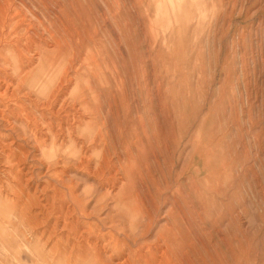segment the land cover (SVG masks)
I'll use <instances>...</instances> for the list:
<instances>
[{
	"label": "rangeland",
	"instance_id": "rangeland-1",
	"mask_svg": "<svg viewBox=\"0 0 264 264\" xmlns=\"http://www.w3.org/2000/svg\"><path fill=\"white\" fill-rule=\"evenodd\" d=\"M0 13V264H86L80 243L110 254L123 229L125 256L171 241L189 264H264V0ZM122 194L150 205V230L120 215Z\"/></svg>",
	"mask_w": 264,
	"mask_h": 264
},
{
	"label": "bare ground",
	"instance_id": "bare-ground-1",
	"mask_svg": "<svg viewBox=\"0 0 264 264\" xmlns=\"http://www.w3.org/2000/svg\"><path fill=\"white\" fill-rule=\"evenodd\" d=\"M3 12V11H2ZM4 13V12H3ZM1 14V13H0ZM5 18H4V16L3 15H0V32L2 33L3 31H4V27L6 26V24H5ZM1 38L3 37V35H1L0 36ZM4 38V37H3ZM2 43V42H1ZM6 50V49H5ZM4 51V50H3ZM22 82V81H21ZM40 91V90H39ZM11 112V111H10ZM27 114V113H26ZM26 116V115H25ZM27 118V117H26ZM29 119V118H28ZM26 124V123H25ZM96 134V133H95ZM36 138V137H35ZM54 138H55V136H54ZM28 140V139H27ZM36 140V139H35ZM55 140V139H54ZM43 142V141H42ZM55 143V142H54ZM43 144V143H42ZM105 159V158H104ZM102 160V159H101ZM106 160H107V158H106ZM104 161V160H103ZM109 162V161H108ZM50 163V162H49ZM98 163H100V162H98ZM103 163V162H102ZM105 164V163H104ZM106 165V164H105ZM105 165H103V167L105 166ZM110 165V164H109ZM107 166H108V164H107ZM99 167V166H98ZM97 167V168H98ZM102 167V166H101ZM105 168V167H104ZM100 169V168H99ZM102 169V168H101ZM108 169V168H107ZM103 170V169H102ZM20 171V170H19ZM98 171V170H97ZM105 172V171H104ZM104 172H103V174H104ZM95 173V172H94ZM100 173H102V171H100ZM98 174V173H97ZM21 175V174H20ZM19 178V177H18ZM101 178V177H100ZM22 181V180H21ZM24 181V180H23ZM28 182V181H27ZM49 182V181H48ZM104 182V181H103ZM23 183V182H22ZM50 183V182H49ZM49 185H53V183H51V184H49ZM43 187H44V185H43ZM17 188V187H16ZM41 188V190H43L42 189V187H40ZM45 188V187H44ZM47 188H48V186H47ZM101 188V187H100ZM109 188V187H108ZM22 189L23 188H21V191H22ZM55 189V188H54ZM113 189V188H112ZM37 190V189H36ZM36 190H34V192L36 191ZM40 190V189H39ZM108 191H110V189L108 190ZM42 192V191H41ZM44 192V191H43ZM29 193V192H28ZM26 194H27V192H26ZM33 194V196H34V194L35 193H32ZM111 194V193H110ZM138 194V193H137ZM24 195V194H23ZM29 195V194H28ZM36 195V194H35ZM48 195V194H47ZM123 195V194H122ZM18 196V195H17ZM32 196V197H33ZM50 196H52V195H50ZM108 196V195H107ZM106 196V197H107ZM136 196V195H135ZM135 196H133V195H129V194H127V195H123V196H119V197H117V199L115 200V201H113L112 203L114 204L113 206H115V207H118V208H120V209H122L121 211H123V212H118V213H120V215L122 216V217H124V216H128L129 218H130V225L132 226V227H134L136 230H137V234H143V233H145L147 230H150V228H151V226H152V220H151V218H150V216H149V210L151 211V209H149L148 207L150 206L149 205V202L147 201V199H145L147 202H148V209L146 208V209H144L143 207H141L140 206V204H139V201H138V199H137V196L135 197ZM26 197V196H25ZM24 197V198H25ZM29 197V196H28ZM32 197H30V198H32ZM48 197H49V195H48ZM47 196H46V198H48ZM54 197V196H53ZM52 197V198H53ZM105 197V198H106ZM131 197V198H130ZM142 197V196H141ZM52 198H50V200L52 201ZM54 199V198H53ZM97 199V198H96ZM30 200V199H29ZM33 202H35V197L33 198ZM141 200H144V198H142ZM25 201V200H24ZM36 201H37V199H36ZM47 201V200H46ZM49 201V200H48ZM22 202H23V200H22ZM27 202H29L28 200H27ZM50 202V201H49ZM53 202V201H52ZM105 202V201H104ZM108 202V201H107ZM0 203H1V205L3 204V202H2V200L0 201ZM37 203H40V202H37ZM100 203H101V201H100ZM100 203H98V202H95L94 203V209H97L96 207H100ZM144 203H146V202H144ZM144 203H143V205H144ZM22 204V203H21ZM31 204H32V202H31ZM41 204V203H40ZM104 204H106V203H104ZM108 204V203H107ZM26 205H27V203H26ZM25 205V206H26ZM39 205V204H38ZM37 205V206H38ZM103 205V204H102ZM111 206H112V204H110ZM31 206V205H30ZM36 206V205H35ZM41 206V205H40ZM23 208H24V206H22ZM28 207V206H27ZM39 207V206H38ZM44 207V206H43ZM106 207V206H105ZM105 207H101L100 209L102 210V209H104ZM45 209L47 208V207H44ZM113 208V207H112ZM3 209V206H2V208H0V210H2ZM29 209V208H28ZM42 210H43V208H41ZM45 209H44V211H45ZM68 209H70V207L68 208ZM27 210V209H26ZM47 210V209H46ZM106 210H107V208H106ZM115 210H117V209H115ZM18 211V210H17ZM25 211V210H24ZM23 211V212H24ZM48 211H49V209H48ZM65 211H68V210H66L65 209ZM97 211V210H96ZM95 211V212H96ZM113 211V210H112ZM2 212H3V210H2ZM43 212V211H42ZM102 212H103V210H102ZM106 212V211H105ZM117 212V211H116ZM116 212H114V213H116ZM21 213H22V211H21ZM45 214H46V212H44ZM48 213V212H47ZM51 213V212H50ZM69 213H70V211H69ZM91 213V212H90ZM3 214H4V212H3ZM67 214H68V212H67ZM102 214V213H101ZM111 214V213H110ZM21 215V214H20ZM47 215V214H46ZM107 215V214H106ZM102 216V215H101ZM105 217V216H104ZM117 217V216H116ZM118 218H119V216H118ZM128 221V220H127ZM115 223V222H114ZM71 224V223H70ZM69 224V225H70ZM99 224V223H98ZM119 224H121V223H116V225L114 226V230H116V228H117V226L119 225ZM126 225V224H125ZM167 226V225H166ZM123 227V226H122ZM99 228V227H98ZM165 229H166V227H165ZM135 230V231H136ZM163 230V229H162ZM98 231H100V230H97V232ZM168 231H169V229H168ZM167 231V232H168ZM172 231V230H171ZM47 232H50V231H47ZM128 232H130V231H128ZM162 232V231H161ZM165 232V231H164ZM166 232V233H167ZM78 233V232H77ZM131 233H133V232H131ZM171 233V232H170ZM169 233V234H170ZM48 234V233H47ZM70 234V233H69ZM69 234H67L68 236H69ZM80 234H81V231H80ZM79 234V235H80ZM106 234V233H105ZM150 234V233H149ZM168 234V233H167ZM175 235V233H173L172 232V234L171 235ZM117 235V234H116ZM120 235H121V233H120ZM170 235V236H171ZM74 236V235H73ZM75 236H76V233H75ZM81 237L80 238H82L83 239V235H80ZM101 236V235H100ZM118 236V235H117ZM122 236L123 237H121V238H116V244H115V249L113 250L112 249V251H110V254H107L106 252H107V250H101L100 248H99V246H98V248L99 249H97L96 247H97V245L98 244H94V243H92L91 241H89V240H86L85 239V243H84V245H83V243H80L81 245L79 246V249H78V251H82V252H84L85 251V253L88 255V257L85 259V261H86V264H189V261L187 262V258H186V254H187V251L186 250H183V249H180V250H178V251H181V250H183L182 251V253L180 254V255H178V254H176V255H172V252H171V241H170V243H167V244H165L166 246V249L160 254V257H157L158 255H157V251H159V249L158 250H156V249H150L149 250V255H147V254H133V251L132 250H128V252L126 253V255L127 256H125V253H124V247L126 246V247H128V249L129 248H131L130 247V245H129V243H128V240H126L127 239V237H129V234L127 235L126 233H125V231H124V229H123V232H122ZM159 236V235H158ZM77 237H79L78 236V234H77ZM125 237H126V239H125ZM148 237V236H147ZM43 238H44V236H43ZM63 238H64V235H63ZM79 238V239H80ZM92 238H93V236H92ZM99 238V237H98ZM104 238V237H103ZM165 238V237H164ZM77 239V238H76ZM101 239V238H100ZM65 240V239H64ZM96 240H98V239H96ZM134 240L135 239H133L132 241H133V243H134ZM37 241H39V239L37 240ZM79 241V240H78ZM117 241H118V243H119V245L117 246ZM130 241V240H129ZM154 241V240H153ZM153 241H152V243H153ZM39 242H41V241H39ZM51 242V241H50ZM69 242V241H68ZM98 242V241H97ZM47 243V242H46ZM60 243V242H59ZM194 243V242H193ZM192 243V244H193ZM39 244V243H38ZM42 244V243H41ZM48 244V243H47ZM54 245H56L55 243H53ZM62 244V243H61ZM64 244V243H63ZM71 244H73V243H70L69 244V246L68 247H70V246H72ZM106 244V243H105ZM195 244V243H194ZM193 244V245H194ZM100 246H101V244H99ZM104 245V244H103ZM144 245H146V244H144ZM173 245V244H172ZM175 245V244H174ZM192 245V246H193ZM43 246V245H42ZM53 246V245H52ZM52 246H50V249H51V247ZM64 246V245H63ZM107 246V245H106ZM176 246V245H175ZM49 247V246H48ZM103 247V246H102ZM194 247V246H193ZM106 248V247H105ZM178 248V247H177ZM56 249V248H55ZM110 249V248H109ZM70 250V249H69ZM173 250V249H172ZM47 251V250H46ZM54 251V250H53ZM73 251V250H72ZM75 252V254H77V253H79V252ZM48 252V251H47ZM64 252V251H63ZM69 252V251H68ZM177 252V251H176ZM51 254V253H50ZM80 254V253H79ZM85 254V255H86ZM43 255H45L44 253H43ZM52 255V254H51ZM56 255V254H55ZM64 255V254H63ZM68 255V254H67ZM66 255V256H67ZM172 255V256H171ZM48 255L46 254V257H47ZM65 256V257H66ZM73 256V255H72ZM78 256V255H77ZM174 256V257H173ZM73 257H75L76 258V256H73ZM126 257V258H125ZM49 258V257H48ZM70 258H72V257H70ZM171 258H173L174 260H173V262L174 263H172V260H171ZM65 259V258H64ZM73 259V258H72ZM81 259V258H80ZM83 259H84V257H83ZM136 259V260H135ZM44 260V259H43ZM69 260V259H68ZM74 260V259H73ZM189 260V259H188ZM42 261V260H41ZM49 261V260H48ZM71 261V260H70ZM68 262V261H67ZM43 262H41V264H42ZM48 263V262H47ZM73 263V262H72ZM75 263V262H74ZM44 264V263H43ZM46 264V263H45Z\"/></svg>",
	"mask_w": 264,
	"mask_h": 264
}]
</instances>
